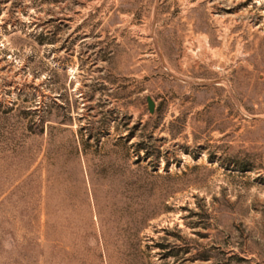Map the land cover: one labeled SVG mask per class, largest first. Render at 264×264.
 <instances>
[{"label": "rangeland", "instance_id": "rangeland-1", "mask_svg": "<svg viewBox=\"0 0 264 264\" xmlns=\"http://www.w3.org/2000/svg\"><path fill=\"white\" fill-rule=\"evenodd\" d=\"M0 264H264V0H0Z\"/></svg>", "mask_w": 264, "mask_h": 264}]
</instances>
